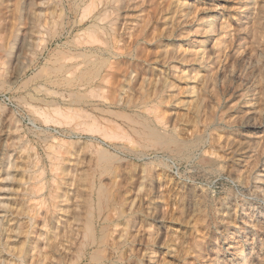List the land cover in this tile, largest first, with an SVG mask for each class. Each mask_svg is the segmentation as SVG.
<instances>
[{"label":"rangeland","instance_id":"rangeland-1","mask_svg":"<svg viewBox=\"0 0 264 264\" xmlns=\"http://www.w3.org/2000/svg\"><path fill=\"white\" fill-rule=\"evenodd\" d=\"M35 1L0 0V200L11 208L10 211L0 208V217L5 219L15 213L20 203L24 208L41 205L44 211L56 191L69 195V203L58 204L79 210L88 193L81 176L93 172V155L80 146L83 138L69 135L65 119L56 115L51 104H47L52 100L64 109L65 99L58 94L40 97L34 90L39 80L35 77L36 68L39 70L48 53L58 46L65 50L63 44L67 40L63 33L45 50L42 63L34 64L31 21ZM158 1L123 0L116 34L121 43L134 47L133 66L140 75L146 74L151 80L162 79L156 87L162 86L163 98L167 95L160 106L170 121L161 130L197 142L195 149H189L188 153L147 152L142 158L135 159L138 164L134 179L138 178L140 164L144 163L150 176L145 188L149 189L147 192H150V186L157 189L154 193L157 195L150 197L151 200H142L141 208L150 211L153 206H158L162 209V222L156 224L149 216L150 227L145 234L151 239L148 232L152 233L160 226L161 247L156 248L154 254L144 255L141 264H264V176H261V172L264 173V0H162V5H156ZM45 7L44 4L43 9ZM208 24L213 25L212 28ZM58 74L53 77V87L65 94L68 86L64 75ZM204 79L205 83L202 82ZM132 84L133 97L139 98L141 91L137 82ZM145 85L151 92L153 82ZM41 110L49 112L51 120L46 119ZM68 147L72 154H66ZM8 154L16 159L9 176L3 170ZM55 162L66 172L69 170L64 171L65 176L52 170ZM33 175L34 179L31 178ZM38 179L43 189L31 195L30 188ZM120 182L124 183V176ZM25 188L29 192L24 191ZM151 192L153 194V190ZM54 214L61 222L68 217L62 209H57ZM22 220L27 219L23 217ZM58 224L54 223V226ZM47 225L38 223L30 236L31 241L43 246L45 235L38 237V234L47 232L48 237L51 223ZM230 244L231 248L228 247ZM239 247L243 248L242 254H239ZM3 249L0 243V255L9 260L11 255ZM25 264H34V260L27 258Z\"/></svg>","mask_w":264,"mask_h":264},{"label":"bare ground","instance_id":"bare-ground-1","mask_svg":"<svg viewBox=\"0 0 264 264\" xmlns=\"http://www.w3.org/2000/svg\"><path fill=\"white\" fill-rule=\"evenodd\" d=\"M35 2L36 4L34 10H32L33 17L31 21V47L34 64L39 65L42 63V55L45 50L55 43L54 41H58L63 33H66L67 40L63 44V46L65 45V50L58 46L56 50L48 53L45 63L41 65L39 70L36 68L38 72L35 70V77L39 80L38 82L36 81L37 83L34 90L38 96L45 94L48 97L51 94H58L62 99H65L66 107L64 109L56 103H52V100L48 101L47 104H51V109L56 115H62L65 119V125L68 128L69 135L75 134L83 138L82 145L80 146L93 155V162L91 161L93 172L91 175L85 172L84 175L81 176V179L87 185L88 193L87 198L85 197V202L83 200V206L81 204L79 210L73 209L74 207H67V204H58L59 202L64 204L69 200V195L62 190L63 193L56 191L52 195V202L48 204L44 211L41 210V205H27L24 208L21 207L22 203H20V206L15 208V213H13L12 216L9 215L6 219L3 216L0 217V236L2 237L0 243L4 247L3 250L7 252V255H11L9 260L6 259L7 257H5V255H0V264H25L27 258L34 260V264H141V258L144 255L149 254V252L154 254L153 251L161 247L162 229L160 230V226H156L152 233L150 231L148 232L149 235L151 234V239H149L150 236L148 238L145 234H147V228L149 226V216L152 218L151 221H154L156 224L162 222V209L158 206H153L150 211L149 208L146 210L141 208L142 200H144V198L151 200L150 197L153 198V195H157L154 194L157 189L154 190V188L150 186V192L153 190V194H151L152 192H147L149 189L147 190L145 185L150 176L148 177L149 174L144 163L140 164V169H137L138 178L134 179V170L138 164L135 159L142 158L147 152L164 151L174 155H180L184 152L188 153L189 149L194 148L197 140H183V138H178V135L173 132L161 130L162 126H166L169 120V118L167 120L165 111L162 110L160 106L167 95L163 98L160 92V87L162 86L159 87L160 89L156 87V83L159 80L162 81V79L153 77L154 80H151L146 74L140 75L137 69H135V65L133 66V64H135L132 59L135 51L134 47H128L121 43V39L119 40L116 34V29H118V17L122 14L120 10H122L124 4L123 0H37ZM174 2H176V0ZM180 3L181 2L178 4L180 5ZM44 4L46 6L45 9H43ZM149 4H151V2ZM162 4V0H159L156 5ZM150 9L152 10L151 7ZM176 9L177 7L175 10ZM154 11H156V7ZM160 13L161 12H159V14ZM167 16L169 17V15ZM157 18L156 16V19ZM154 23L156 24V22ZM212 26L210 25L211 28ZM144 27L145 26H143L142 29H144ZM161 33H163V31ZM157 34L159 35V33ZM140 48L143 49V47ZM198 48L203 49L200 47ZM166 49L168 50V48ZM157 52L159 51L157 50ZM166 53L165 51V54ZM155 59L159 62L158 58ZM148 60L150 59L148 58ZM153 61L155 62V60ZM181 62L183 61L181 60ZM58 73L64 75L65 84L68 86L65 90V94L53 87L55 83L53 77L57 76ZM167 73H169V71ZM197 74L198 73H196V75ZM186 76H188V74ZM205 79L208 80V78ZM205 79L202 82H204ZM150 81L153 82V87L151 92H148V89L145 88V84ZM134 82H137L138 86H136L139 87L141 91V96L139 98L133 97L132 91L134 90V86H132V83ZM190 107L192 106L190 105ZM40 113L43 114L46 119L51 120L48 114L49 112L41 110ZM52 121L60 124L58 120L53 119ZM192 130L193 129H191V131ZM203 132L205 133V131ZM71 147L72 144L70 145V149ZM66 152V154H72L69 147ZM83 154H87V152ZM14 159L12 154L6 156L5 162L7 166L5 164L4 167L6 169L4 168L3 170H5L7 176H9L10 169L13 167ZM52 170L59 171V173L62 174H64L65 171V169L59 167L56 162L52 164ZM68 171L69 170H67V172ZM67 172L65 171V173ZM63 176H65V174ZM122 176H124V183L120 184L122 182V180L120 182ZM261 176H264V173L261 172ZM31 178L34 179L35 176L33 175ZM40 181L41 180L38 179L37 184ZM148 183L151 185V180ZM23 184H26V181H23ZM37 184L31 186L30 192L28 188H25L24 191L28 190L31 195L35 193L34 191H41L43 189L42 183H39L40 185ZM56 188L59 189L58 186ZM24 200H26L25 197ZM71 203L73 202H70V204ZM75 205L76 203L74 206ZM78 205H80V203H78ZM0 208L6 211L11 210L9 205L7 208V204L4 203V200H0ZM57 209H62V211L67 213L68 217L65 221L61 222L59 217L56 216L57 214H54ZM40 216L41 218L39 220L38 218ZM23 217L27 220H22ZM40 222H42L43 226H48L47 224L51 223V227H48L50 232L48 237H46L47 232H39L38 234V237L45 235L46 243L43 246L38 245L37 241H31L30 239L34 231L33 229H35ZM54 223L59 224L54 226ZM228 247L231 248V244ZM239 249H241L239 254H242L243 248L239 247ZM1 251L0 254L2 253ZM238 262L241 263V261Z\"/></svg>","mask_w":264,"mask_h":264}]
</instances>
